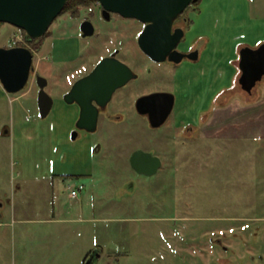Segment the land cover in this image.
I'll use <instances>...</instances> for the list:
<instances>
[{
  "label": "rangeland",
  "instance_id": "obj_1",
  "mask_svg": "<svg viewBox=\"0 0 264 264\" xmlns=\"http://www.w3.org/2000/svg\"><path fill=\"white\" fill-rule=\"evenodd\" d=\"M201 9L194 32L210 37L211 66L200 65L195 82L210 78L219 102L225 91L231 94L217 101L216 122L201 127L206 135L191 171L196 176L182 178L198 206L178 199V175H169L163 188H137L132 197L120 174L102 171L113 165L114 143L147 134L144 126L105 125L73 140L64 104L41 116L34 74L18 93L0 83V264H85L94 250L100 253L95 264H198L193 230L220 214L210 207L264 213V77L252 94L238 78L240 49L264 43V0H204ZM1 32L0 47L23 39L10 24ZM97 42L94 55L104 48L100 39L89 41ZM62 44L77 61L90 52L75 40ZM101 141L103 150H95ZM82 184L79 197L71 198ZM182 238L188 242L180 248Z\"/></svg>",
  "mask_w": 264,
  "mask_h": 264
},
{
  "label": "flooded vegetation",
  "instance_id": "obj_2",
  "mask_svg": "<svg viewBox=\"0 0 264 264\" xmlns=\"http://www.w3.org/2000/svg\"><path fill=\"white\" fill-rule=\"evenodd\" d=\"M203 1L194 0L174 20L172 31L181 36L171 51L179 53L175 58L183 54L179 61L170 56L156 59L146 53L139 38L147 22L109 11L99 1L64 6L42 36L30 38L22 33V40L8 46L23 45L33 51L35 70L31 74L37 95L43 81L39 75L47 79L45 89L51 97L49 114L62 104L67 107L73 121L71 139H78L82 133H95L105 125L146 128L147 134L138 135L135 130L137 135L127 138L124 145L114 143L113 165L101 166L102 171L120 174L121 186L133 189L132 197L137 188H163L169 175L174 178L178 175V199L193 207L199 204L187 196L182 178L196 176L191 171L201 153L204 154L199 141L206 135L201 127L216 122L219 97L212 90L210 78L201 77L195 82L197 68L211 66L206 55L210 37L194 32L196 26L199 28ZM5 23L10 24L0 22V35ZM93 38L100 39L104 46L95 55L91 50L95 48L97 52L99 42L89 43ZM58 40L85 43L90 52L77 61V55L70 58L64 47L67 44ZM49 42L51 48L47 50ZM185 82L189 87L184 90ZM246 92L252 94L253 89ZM230 94L225 91L221 96L224 100L218 102L225 103ZM165 113L168 116L164 120ZM168 122L171 127L164 131ZM91 125H96L95 130L87 129ZM95 150H103L102 141ZM209 203L214 204L212 200ZM210 208L220 214L215 213L193 230L197 241L193 255L198 264H264V213L249 214L233 207ZM184 226L183 237L187 233ZM186 242L182 238L180 248Z\"/></svg>",
  "mask_w": 264,
  "mask_h": 264
},
{
  "label": "water",
  "instance_id": "obj_3",
  "mask_svg": "<svg viewBox=\"0 0 264 264\" xmlns=\"http://www.w3.org/2000/svg\"><path fill=\"white\" fill-rule=\"evenodd\" d=\"M98 1L109 11H116L126 17H135L147 22L139 38L140 45L146 53L156 59L170 56L171 59L179 61L183 58V54L175 58L179 53L171 51L181 36V33H173L172 27L176 17L194 0ZM66 3L67 0H0V22H8L22 28L30 38H36L48 30L49 25ZM33 54L29 47L23 45L0 47V83L7 93H18L27 86L31 73L35 70ZM239 67L241 70L239 82L244 90L251 92L264 77V43L258 47H242ZM38 78L43 79L40 82L38 105L44 118L50 112L51 97L45 89L47 79L39 75ZM172 102L173 99L171 104ZM168 113H165L164 120ZM95 126H88L87 129L93 131ZM99 254L98 250H94L85 264H95Z\"/></svg>",
  "mask_w": 264,
  "mask_h": 264
},
{
  "label": "trees",
  "instance_id": "obj_4",
  "mask_svg": "<svg viewBox=\"0 0 264 264\" xmlns=\"http://www.w3.org/2000/svg\"><path fill=\"white\" fill-rule=\"evenodd\" d=\"M96 2L98 0H67V3L65 6H78V5H89L91 2ZM19 30L23 33V35H27L26 31L22 28H19ZM86 259L84 260V262Z\"/></svg>",
  "mask_w": 264,
  "mask_h": 264
},
{
  "label": "built area",
  "instance_id": "obj_5",
  "mask_svg": "<svg viewBox=\"0 0 264 264\" xmlns=\"http://www.w3.org/2000/svg\"><path fill=\"white\" fill-rule=\"evenodd\" d=\"M82 189H84V185H83V184L80 185V186L78 187V189H72V190H71V193H70V196H71V197H76V196H78V195H79V191H81Z\"/></svg>",
  "mask_w": 264,
  "mask_h": 264
},
{
  "label": "crops",
  "instance_id": "obj_6",
  "mask_svg": "<svg viewBox=\"0 0 264 264\" xmlns=\"http://www.w3.org/2000/svg\"><path fill=\"white\" fill-rule=\"evenodd\" d=\"M239 54H240V52H239ZM239 59H240V57H239ZM238 63H239V61H238ZM239 71H240V72H239V74H238V78L240 77V74H241L240 67H239ZM239 83H240V82H239ZM77 197H79V195H78V196H76V198H77ZM71 198H75V197H71ZM0 223H1V221H0ZM87 255H88V254H87ZM86 257H87V256H86ZM84 260H85V259H84Z\"/></svg>",
  "mask_w": 264,
  "mask_h": 264
}]
</instances>
